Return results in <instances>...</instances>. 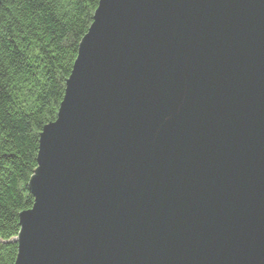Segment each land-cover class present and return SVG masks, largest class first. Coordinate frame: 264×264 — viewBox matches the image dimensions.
I'll use <instances>...</instances> for the list:
<instances>
[{"label": "water", "instance_id": "95a60500", "mask_svg": "<svg viewBox=\"0 0 264 264\" xmlns=\"http://www.w3.org/2000/svg\"><path fill=\"white\" fill-rule=\"evenodd\" d=\"M29 187L15 264H264V0H99Z\"/></svg>", "mask_w": 264, "mask_h": 264}, {"label": "trees", "instance_id": "16d2710c", "mask_svg": "<svg viewBox=\"0 0 264 264\" xmlns=\"http://www.w3.org/2000/svg\"><path fill=\"white\" fill-rule=\"evenodd\" d=\"M99 0H0V264H15L40 135L55 121Z\"/></svg>", "mask_w": 264, "mask_h": 264}]
</instances>
